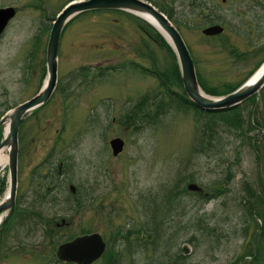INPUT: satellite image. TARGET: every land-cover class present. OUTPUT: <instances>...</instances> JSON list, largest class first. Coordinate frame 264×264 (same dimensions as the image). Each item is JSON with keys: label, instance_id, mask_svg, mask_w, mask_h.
<instances>
[{"label": "rangeland", "instance_id": "obj_1", "mask_svg": "<svg viewBox=\"0 0 264 264\" xmlns=\"http://www.w3.org/2000/svg\"><path fill=\"white\" fill-rule=\"evenodd\" d=\"M66 1L0 0L14 10L0 31V117L40 86L48 29ZM154 1L173 10L205 87L226 92L263 58L264 0ZM215 19L222 30L202 34ZM152 33L107 9L82 11L66 24L57 49L61 92L52 88L18 126V197L0 238V264H58V242L94 231L105 247L85 264L248 263L264 214V83L257 102L241 103L240 130L220 120L206 127L203 114L175 105L153 121L137 118L134 128L126 115L135 102L146 96L153 117L151 95L161 91L138 66L167 72L171 60ZM114 136L123 140L116 154L108 145ZM6 173L5 162L0 183ZM188 181L206 193L186 190ZM112 241L115 262L107 260Z\"/></svg>", "mask_w": 264, "mask_h": 264}, {"label": "water", "instance_id": "obj_2", "mask_svg": "<svg viewBox=\"0 0 264 264\" xmlns=\"http://www.w3.org/2000/svg\"><path fill=\"white\" fill-rule=\"evenodd\" d=\"M114 8L121 9L137 15L153 25L172 47L178 63L182 86L188 97L202 108H221L231 106L249 94L257 91L264 83V61L254 72L235 89L219 96H210L200 90L194 70L193 62L188 49L174 25L166 16L153 5L144 0H71L54 17L47 35L45 45V79L39 90L29 98L19 102L7 110L0 117L2 136L0 149L6 154L7 187L0 199V231L11 212L16 185V155H17V129L20 117L43 103L48 97L56 78V55L61 29L66 21L74 14L89 9ZM10 6L0 7V31L7 19L13 14ZM221 29L218 25L207 26L202 29L205 34H211ZM166 34H164L163 32ZM4 126L6 129L4 130ZM112 153L121 149L122 140L113 137L109 140ZM188 189L200 190L193 182L187 184ZM62 222V220H61ZM103 242L97 233L76 236L71 240L57 245L56 255L64 260L59 264H68L72 260L78 264L88 263L96 258L102 251ZM186 250V247H182Z\"/></svg>", "mask_w": 264, "mask_h": 264}, {"label": "trees", "instance_id": "obj_3", "mask_svg": "<svg viewBox=\"0 0 264 264\" xmlns=\"http://www.w3.org/2000/svg\"><path fill=\"white\" fill-rule=\"evenodd\" d=\"M150 1L153 4L155 3L157 6V3L154 0H150ZM159 8L164 11V8L162 7V5H159ZM164 12L169 18H173L172 20L175 19L173 16V10H171L170 8H168ZM147 27H149L148 24H147ZM152 35L156 40L159 41V43L162 42L164 44L163 46L167 48V50L170 52V48L168 47V45L165 44L163 39L158 35V33L155 30L152 33ZM33 51H34V47H33V50L29 51V54H28L29 57L32 56ZM170 59L171 60L169 61L168 66H167L168 68L167 72L160 71L161 69H154V70L146 69L145 70L147 73H150L157 78L158 87L161 88V91L158 92L157 105H156V110H158V114L162 113L161 111H163V107H167L168 105L169 106L175 105L178 108H184V109L191 108L197 115L203 114L206 117V121H205L206 127H211L216 121L220 120V121L225 122L227 125H229L230 127H233L236 130H240L242 128L241 109H240V106L238 105L234 107L226 108V109L204 110V109L199 108L195 104H193L184 94L181 88L176 64L172 58ZM27 65H29V63H27ZM142 69L144 70L143 67ZM42 74H43V67H42ZM199 82L206 91L211 92V93H219V91H215L213 88L205 87L201 79H199ZM174 86L175 87L179 86L181 91L179 93L173 91L172 88ZM234 86L235 85L230 87L228 90L232 89ZM162 95L164 96L162 97ZM151 97H152L151 99L153 100L155 99L156 95L153 94L151 95ZM248 99L252 100L254 99V96H251ZM146 102H147L146 96L140 97L134 104L137 106L134 108V110H132L130 115H126V119L129 120L131 117H134V119L140 118L141 120L153 121L152 117L150 116V113L147 112V110H144V108H146ZM154 116H157L156 112H154ZM257 143H258V140H256V144ZM256 144H255V147L257 148ZM0 184H1L0 186V192H1L3 189V182H1ZM249 196L253 198L258 195L256 193L250 192ZM249 202L250 201L247 200V203ZM252 206H250V208L247 207V213H249V215L251 213ZM261 218L263 220V223H262L263 230L257 231V234L260 233L261 236L259 237V234H258V237H259L258 242L255 244V246L253 245L252 251L251 252L249 251L250 257L247 261L248 262L247 264H251V263L258 264L259 262H261L259 256L264 254V214H262Z\"/></svg>", "mask_w": 264, "mask_h": 264}, {"label": "bare ground", "instance_id": "obj_4", "mask_svg": "<svg viewBox=\"0 0 264 264\" xmlns=\"http://www.w3.org/2000/svg\"><path fill=\"white\" fill-rule=\"evenodd\" d=\"M163 32V31H162ZM164 33V32H163ZM165 34V33H164ZM166 35V34H165ZM6 129V127L4 126V130ZM6 160V154L4 153L3 149H0V164H4Z\"/></svg>", "mask_w": 264, "mask_h": 264}]
</instances>
